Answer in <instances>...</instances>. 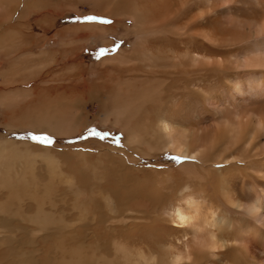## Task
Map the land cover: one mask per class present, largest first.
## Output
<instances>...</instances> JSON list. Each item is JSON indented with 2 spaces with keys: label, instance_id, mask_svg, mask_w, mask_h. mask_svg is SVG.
<instances>
[{
  "label": "rangeland",
  "instance_id": "1",
  "mask_svg": "<svg viewBox=\"0 0 264 264\" xmlns=\"http://www.w3.org/2000/svg\"><path fill=\"white\" fill-rule=\"evenodd\" d=\"M78 2L79 0H17V3L11 4L7 10L12 20L1 25L2 36L8 33L10 28L15 30V35L21 42L17 45L22 47L19 52H34L35 59L43 64L38 72H42L41 74L45 76L41 79L38 76L29 77L22 73L26 79L13 77L11 79L13 83L0 87V90L6 91L20 86L30 88L40 85V80L43 82L38 98L35 99V96L30 94L31 97L26 100L32 104L31 108L26 109L32 115L23 128H7L4 125L7 119L0 109V140L17 144L15 151L27 144L31 145L27 146L28 149L31 152L34 149L36 153L18 154L16 161L29 155L28 161L34 167L30 166L29 172L36 173L35 178L37 182L39 181V186H42V189L44 187L43 190L46 191L39 199L41 203L39 207L36 203L34 205L31 202L32 205L24 201L26 205L21 204L19 211L16 212L21 217L25 213L31 214L34 210H40L42 217L53 220L56 230L54 234L43 231L38 234L32 233V236L29 231L34 230L39 224L32 225L30 222H25L23 217L19 220L15 217V220H11V225L22 229L15 233L16 237L11 243L5 245L0 241L4 244H0L2 245L0 264H16L18 259H25L19 253L27 254V252L35 254L34 264H80L73 260L75 258L88 260L86 264H89L88 262L134 264L137 254L152 256L155 259L166 257L168 250L165 247L170 244L180 246V242L176 239L178 229L171 227L172 224L166 219L163 209L169 207L171 202L172 205L177 204L174 193L180 189L183 179L189 172H193L194 175L198 173L200 179H203L202 188H195L197 187L195 184L196 195L199 197L202 192L204 197L210 196L214 202H217L212 189L221 182V178L216 172L205 174L204 169L218 168L210 160L215 158L225 146H229L223 142L222 149L216 148L210 151L200 165L197 166V162L193 165L186 164L189 167L182 166L185 168L182 169L180 165L184 162L182 163L179 156L178 158L177 155L153 147L152 137L158 118L165 114L179 131L185 127L190 131L188 135L192 139L203 140L207 144L217 140L215 136L219 134L218 131L221 133L225 130L223 124L225 119L232 120L237 114L239 119L237 121L242 122V118L250 111L264 118V96L241 102L238 98L240 96L232 92L237 82H244L243 73L231 72L229 69H224L223 72L222 68L210 66L208 68L203 65L192 67L190 64L192 52L211 56L212 59L219 57L223 61L230 62V59L239 53L238 49L242 44H247L259 36V32L264 36V31L261 33L264 29V0H80V3ZM23 12L25 14H22ZM22 17L26 19L21 26H25L26 30L15 22ZM90 17L92 19H88ZM86 26L90 29L82 28ZM63 29H68V32L62 34ZM185 31L190 39L186 36L181 38L185 35ZM186 47H188V56L184 57L183 55L186 54H183V51ZM41 50H53V56L47 60L49 64L44 65L43 60L38 57ZM3 55L0 54V71L7 68L8 56ZM109 55L115 59L110 58L111 63H103V59ZM120 58L125 61L120 62ZM37 60L35 61L38 62ZM225 61L224 64H227ZM26 65L31 67L33 62L29 61ZM46 72L51 73L50 79ZM73 81L77 87L72 85L70 90H47L50 87L73 84ZM83 87L86 89L84 90ZM205 95L216 98L221 106L220 109L210 108L204 99ZM144 100L146 103L143 102ZM122 101L125 103H121ZM26 102L23 101L17 107H27ZM120 103L124 107L128 106V110L134 115L133 125L135 128L138 127L141 137L139 145L127 143L125 133L113 120L112 113L117 114L114 109ZM13 108L14 106L11 111ZM106 111L110 114L108 118L110 123L107 120V124H104L105 120L100 116V112L104 114ZM37 115L46 117L36 118ZM48 124L47 127H51L50 125L52 127L44 126ZM93 132L98 135H92ZM34 136L47 137L51 142L35 140ZM260 139L264 140V138ZM254 148L252 150L257 152L251 151V153L257 155L258 168H262L264 167L263 151H259L260 146L258 150ZM150 149L152 151L149 152ZM240 154L244 155L241 149L234 155L240 157L236 161L245 163L243 155ZM36 156L43 161H37ZM50 157H54L51 159L57 160L59 164L54 170V178L46 167V160L50 161L48 159ZM235 166L231 167L232 171H225V175L223 174L228 189L232 191L235 199L238 197V200H234L235 204L240 205L238 201L242 204L246 203L248 195L251 201L253 198L259 200L256 195L261 194L264 179L260 177L261 179L254 181V185L251 184L254 189L248 191L247 182L245 183L241 178L244 172L238 169L241 165L237 163ZM117 172L121 173V178L126 183L125 190H120L124 186L117 182ZM198 174L196 176L199 177ZM48 175L53 179L48 178ZM5 190L0 188V202L5 201L7 197L8 192ZM162 194L165 197H162ZM53 200L55 204L49 202ZM125 201L127 202L125 209L133 211L136 220L123 224L124 220L121 216L126 213L119 212L118 207ZM105 204L109 209L104 207ZM232 207L238 211L242 210L236 206ZM110 225L113 227L111 228ZM25 236L30 238L32 236V239ZM60 251H70L75 254H71L70 258V254H60ZM90 257L94 258L92 262Z\"/></svg>",
  "mask_w": 264,
  "mask_h": 264
},
{
  "label": "bare ground",
  "instance_id": "2",
  "mask_svg": "<svg viewBox=\"0 0 264 264\" xmlns=\"http://www.w3.org/2000/svg\"><path fill=\"white\" fill-rule=\"evenodd\" d=\"M100 1H103V0H100ZM14 3L16 4L17 0H0V30L2 29L3 26H1V25L4 22L8 23L10 20H12V16L7 10L11 6V4L15 5ZM36 3H37V1H36ZM78 3H80V0ZM18 4H17V7H18ZM118 6L116 5V7H118ZM223 9L224 8H222V10ZM13 10H16V9H13ZM225 12L226 11H224V13ZM22 14H25V12H23ZM137 15H139V14H137ZM177 18H179V17H177ZM25 19H26L25 17L19 18L18 20L15 19V20H17L15 22H17L18 26L20 27L21 25L24 24L23 20L25 21ZM132 20L135 22L134 18ZM136 25H137V22H136ZM183 25H185V24H183ZM158 26H160V25H158ZM161 26H165V25H161ZM263 26H264V24H263ZM21 28L26 30L25 26H21ZM82 28L90 29V27H87V26L82 27ZM46 29H44V30L46 31ZM262 31H264V29L261 30V33H262ZM67 32H68V29H65V30L63 29L62 34H65ZM59 34H60V32H59ZM184 34L185 35H183L181 38H183L184 36L189 38L188 35H186V31ZM258 35L259 36L255 37L253 40L249 41L247 44L246 43L242 44L240 46V48L238 49L239 53L234 55L232 57L233 59L232 58L230 59V62L224 60L225 62H227V64H224V61L219 57H215V59H212L211 56L200 55V54L195 53V52H192V55L190 56V64L192 67H195L197 65H203V66L208 67V68H209V66L210 67H218V69L222 68V71L224 69H226V70L229 69V70H231V72L233 71L236 73H243L244 79H242V80H244V82L243 83H241L240 81L237 82L234 85V88L232 91L235 94L240 96L238 98L241 102L249 100L250 98H256V97L264 96V36L261 35L260 32ZM210 38L212 39V37H210ZM32 41H33V39H32ZM19 43H21V42L19 41V38L16 37L15 30L12 28H10L8 30V33H5L3 36L0 35V54L3 53L5 56H8L7 59L4 57V59H6V61L8 60L6 62L7 68L5 70L0 71V87H4V86L6 87V86L10 85L11 83H13L11 81V79L13 77L14 78L15 77H21L22 79H26V77L22 76V73L27 74L26 76L29 75V77L30 76L31 77L32 76H38V77H41V79H43L45 77L42 75L43 74L42 72H41L42 74L38 72V69L39 68L41 69L43 64H40V62L37 59H35L34 52H31V51H28L25 53L19 52V50H22V47L20 48L17 45ZM34 43H32V44H34ZM187 51H188V47H186L185 50L183 51L184 52L183 54H186V55H183L184 57L188 56ZM52 52H53V50H49V51L41 50L40 51V54L38 57L41 58V61L43 60V62L45 63L44 65L49 64L48 63L49 61H47V60H49L53 56ZM118 54H120V52ZM110 58H111V60L115 59V57L112 58L111 55H109L108 57L104 58L102 62L103 63L110 62L111 61ZM35 60H37L38 62H36ZM122 60L125 61L124 59H122ZM122 60L120 58V62ZM29 61L31 63L33 62V66L28 67L29 65H26V63ZM225 65H227L228 67H225ZM194 70L198 71L199 69L198 70L194 69ZM223 72H225V71H223ZM46 73H48V72H46ZM50 75H51V73L47 74L49 79L51 78ZM30 80L31 79H29V81ZM38 80H40V79H38ZM42 83L43 82H41V80H40V85L37 84V85L31 86L30 88H23L20 86V87L14 88L12 90H6V91L0 90V109L4 113L5 118L7 119L4 122V125L7 128H11V127H16V128L22 127L23 128V126H25L27 124L32 113L27 112L26 109L31 108L32 104L30 102H26V100L29 97H31L30 94L34 95L35 99L38 98L39 93L42 90V87H40ZM75 84L76 83L74 82L73 84L62 85L61 87L60 86L50 87V88H47V90H50V91H55V89H62L63 91L70 90V87L72 85H75ZM76 87H75V90H76ZM83 89L85 90L86 87H83ZM47 92H46V94H47ZM151 92H152V90H151ZM82 93H83V91H82ZM50 94H53V92H50ZM72 94L74 96V93H72ZM216 97H218V96H216ZM204 99H205L206 103L208 104V106L210 108H212L213 110H219L220 109L221 106L218 104L219 101L216 98L205 95ZM149 100H151V99H149ZM159 100L160 99H158V101ZM23 101L27 103L26 104L27 107H25V108H23L22 106L17 107L18 104L22 103ZM143 102H145V100ZM121 103H125V102L122 101ZM121 103L118 107H116L114 109V111L117 112L116 115H114L111 112L113 120L118 125H120V127H121L120 129L125 133V135L127 137L126 138L127 143L133 144L134 146H136V144L141 142V137H140V133L138 132V127L135 128L133 125L134 115H133V113H131L128 110V106L124 107ZM13 106H14V108L11 111V108ZM141 107H143V106H141ZM8 111H9V113H8ZM34 112H36V111H34ZM155 113H156V111H155ZM249 113H251V111ZM249 113H247V116L242 118L243 119L242 122L237 121V120H239L237 117V114L234 117V119H232V120L225 119L224 123H223L225 130H222L223 132H221V133H220V131H218L219 134L217 133L218 135L215 136L217 140L211 144H207L203 140L197 141V140L192 139L188 135L189 130L185 127H182L181 130L179 131L176 128V126L172 123V120L168 119L165 114H164V116L161 115L158 118L156 128H155V131L153 134L154 136L152 137V140L154 143L153 147H156L157 150H161L164 152H166V151L170 152L173 155H177V157L179 156L182 160V163L184 162V164L180 165V168L182 166L183 167L186 166L188 168L189 165L187 166L186 164H192L193 165V163L195 164L196 162H197V166L200 165V163L203 162L204 157L206 155L210 154V151H214V150H216V148H218V149L220 148V150H221L222 149L221 145L223 144V142L225 144H227V146H229V147L225 146L224 149L219 154H217V156L215 158H212L210 160V162H214V164L217 165L218 168L215 169L213 167H205L204 166L206 168V169H204L205 174L212 171V172L218 173L219 178H221L220 179L221 182L216 184L214 186V189H212V192L213 191L215 192L214 196H216L215 198H217V202H214L210 198V196H209V198H207L208 196L204 197L202 192H201L199 197L196 195L197 190L194 189L195 184L197 186L195 188H199V187L202 188L203 187V179H200V174L196 173L199 175V177H198V176H196V174L194 175L193 172H189L186 175V177L183 179V184L181 185L180 189L176 193H174L177 197L176 198V200L178 201V202L176 201L177 204L172 205V202H171L169 207H166L163 209V211L165 212L164 215L167 216V217L165 216L166 219H168L172 224L171 227L178 229V237H176V239L178 240V242H180V246H175L176 244L171 245L169 243L170 245L165 247L168 250V254L164 258L159 257V258L155 259V257H152V256L145 257V256L137 254L136 256H138V257L134 260L135 261L134 264H138V263L142 264V263H149V262H152L153 264H218V263L219 264H222V263L223 264H264V188H262L260 195L259 194L256 195V193H255V195L258 197L259 200H257L256 198H253V200L251 201L250 195H248L247 199H246L248 201L246 203L242 204L241 201H238L240 203V205L235 204L234 200H236L238 197H236V199H235L232 191L228 189V183L227 182L225 183V181H226V179L224 178L225 176L223 177V174L225 173V171H232L231 167H236L235 165H237V163H239L241 166H239V167L237 166V167L239 170L244 172V175L241 178L243 179V181H245V183L247 182L248 191L250 189H254L252 186V185H254V181L261 179V178L264 179V167L258 168V162L259 161H257V159H258L257 155H254V153H256L257 151L252 150L253 147H255L254 149H257L260 146L261 149H259V151H263L262 152L263 155L261 154V152H259V153L263 156V161H264V140L262 141L260 139V138H264V118L259 117L258 115H255V113H251V115ZM109 115L110 114L108 113V111H106L104 114H102V112H100V116L103 118V120H105V123L103 122L104 124H107L106 121L109 120L108 119ZM38 117L42 118V117H46V116L37 115L36 118H38ZM51 119H48V120H51ZM37 122H39V121H37ZM45 122H47V121H45ZM107 122L110 123V120ZM42 123H43V121H42ZM39 126H40V124H39ZM44 126H46V128L52 127V125H50L51 127H47V126H49V124L44 125ZM59 126H61V125H59ZM154 127H155V125H154ZM149 129H151V128L149 127ZM41 131H43V130L41 129ZM215 133L216 132H214V135H215ZM148 134L146 136H148ZM150 143H151V141H150ZM16 146H18V145L12 141L0 140V188H2V190L6 189L8 192L5 201L0 202V241L5 243V245L14 241V239L16 237L15 233L18 232V230L22 229V228H17L15 226L11 225V220H13L15 217L16 218L18 217L17 220H19L21 217H23L22 219L25 220V222L26 221L28 223L30 222V223H32V225H34V224L38 225L39 224L38 227H36L35 229L32 228L34 230H32V229H31L32 231L28 230L29 233L31 232L30 233L31 235H32V233L38 234V233H41L43 231H49V232H52V234H54V232L56 230L54 223H53V220H51L49 218L47 219L44 216L42 217V213L40 210H37V211L34 210V212H31V214H29V213L24 214L22 211V213L24 215L21 217H19L20 215H18L16 212V211H19L18 209H19V206L21 204L22 205L25 204V203H23L24 201L29 202L28 204H30L31 202L33 204L36 203V205H38L37 207H39L40 206L39 204H41L39 199H40L41 195H45V192H46L43 190L44 187L42 189L41 188L42 186H39L40 183L38 184L39 181L37 182V179L35 178V177H37L36 173L33 174L32 172L31 173L29 172V170H30L29 167L32 164L28 161L27 157L29 155L26 154L27 156L23 157V158L18 157V158H20V160L16 161L18 154L24 155L27 152H30L28 154H31L32 152H34V149L32 148L33 151L31 152L30 149H28V147H27V146H31V145L27 144L25 146H22L17 151H15L14 148ZM240 149L243 150V152H244V155L243 154H240V155L241 156L243 155L242 158L246 161L245 163L240 162V161L237 162L236 160H238V158H240V157L234 156L236 153L240 152ZM40 151H42V150H40ZM150 151H152V150L150 149L149 152ZM251 151L254 153L252 154ZM34 153H36V152H34ZM241 153H242V151H241ZM40 154H38V155H40ZM51 158L54 159V157H50V158H48V159H50V161L46 160V162H47L46 167L49 171V174L51 176H53L54 170L56 167L59 166V164L57 163V160L54 161ZM39 160L40 159H38V157H37V161H39ZM33 161L34 160H32V162ZM40 161H43V159ZM117 162H119V161H117ZM119 164L121 165V163H119ZM210 166H212V165H210ZM183 167H182V169H185ZM32 168H34V167H32ZM126 168H127V166H126ZM111 170L113 171V169H111ZM202 170H203V168H202ZM200 172L202 173L203 171H200ZM57 173H58V171H57ZM226 173H228V172H226ZM259 174H261V176H259ZM44 175H46V174H44ZM46 177H47V175H46ZM49 177L50 176L48 175V178ZM116 177H117V179H116L117 182L118 183L120 182V184L124 186V188L120 189V190H125L126 189L125 188L126 183L121 178V173L117 172ZM228 177H229V175H228ZM53 178H54V176H53ZM53 178H51V179H53ZM194 179L196 180V182H194L195 181ZM42 181H43V179H42ZM262 181H264V180H262ZM72 182H73V180H72ZM41 185H42V183H41ZM59 185H57V186H59ZM68 185H66V186L68 187ZM53 188H51V189H53ZM127 188H129V187H127ZM100 189H97V190H100ZM5 191H4V193H6ZM93 192H94V190H93ZM1 193H3V192H1ZM54 193H56V192H54ZM57 193H58V190H57ZM90 193L91 192H89V194ZM50 196H52V194ZM120 196H121V194H120ZM172 196L175 197L174 195H172ZM193 196H196V197H193ZM104 197H105V195H104ZM162 197H165V195L163 196V194H162ZM49 198H51V197H49ZM55 198H57V197H55ZM58 198L60 199V197H58ZM174 199H173V201H175ZM41 200H42V198H41ZM99 200H100V198H99ZM163 200H162V202H163ZM170 201H172V200H170ZM49 202L54 203V200L49 201ZM103 203H104V201H103ZM94 204H96V202ZM42 205H44V204H42ZM79 206H81V203ZM126 206H127V202L125 201V202H123V204L120 205V207H118L119 212L126 213L125 215L121 216V219L124 220V223L122 222L123 224H126L127 221H130V220H134V221L136 220V218L134 217L135 213L133 211H131L130 209H128V210L125 209ZM232 206H236L238 209H242V210H240L241 212L233 209ZM104 207H107V205L105 204ZM107 209H109V208L107 207ZM161 209H162V207H161ZM166 210H168V212ZM101 211H102V209H101ZM51 212H53V211H51ZM79 213L81 214V212H79ZM236 217H239V218H236ZM22 219H21V222H23ZM98 219H100V218H98ZM160 219H161V217H160ZM89 220H91V218H89ZM100 220H98V221H100ZM113 220H112V223H113ZM157 220H158V218H157ZM114 221H116V220H114ZM117 221H120V220H117ZM88 222H90V221H88ZM73 224L75 225V223H73ZM83 224H85V223H83ZM112 225H110L111 228L113 227ZM27 226H29V225H27ZM19 227H21V226H19ZM67 227L68 226H66V228ZM26 228H29V227H26ZM58 228H59V226H58ZM62 228L64 229V227H62ZM73 229H74V226H73ZM24 231H25V229H24ZM25 233H26V231H25ZM29 233L27 234L28 236H29ZM176 235H177V233H176ZM32 236H31V238L27 237V236H25V237L32 239ZM59 236H61V235H59ZM59 239H61V238H59ZM33 240H35V239H33ZM52 241H54V240H52ZM1 242H0V244H2ZM77 244H79V243H77ZM2 245H4V244H2ZM2 245H0V247ZM28 245H30V244H28ZM137 245H139V244H137ZM86 246H87V244H86ZM140 246H142V245H140ZM161 246H163V245H161ZM14 248H16V247H14ZM18 248H17V250H18ZM116 248H117V246H116ZM13 253H15V252H13ZM17 254H18V252H17ZM36 254H38V253H36ZM60 254H64V255L70 254V258H71V254L74 255L75 253L70 252V251H60ZM82 254H81V256H82ZM19 255L24 256L25 259H23V258L18 259L16 264H34V262H35L34 255L35 254L33 255V254H30V252H27V254L26 253H21V254L19 253ZM62 257H64V256H62ZM92 257H90L92 259V260H90L91 262L94 260V258H92ZM65 258H67V257H65ZM102 258H99V259H102ZM63 260L65 261L64 258H63ZM73 260L75 262L80 263V264H86V262L88 261V260L84 261L82 259H77V258H75ZM108 260H111V259H108ZM122 261H121V263H122ZM54 262H55V260H54ZM66 262H68V261H66ZM95 262H96V260H95ZM107 262H110V261H107ZM88 263L91 264L90 262H88ZM70 264H75V263H70ZM92 264H94V262ZM96 264H99V263H96ZM112 264H114V263L112 262ZM123 264H126V263L123 262Z\"/></svg>",
  "mask_w": 264,
  "mask_h": 264
},
{
  "label": "snow or ice",
  "instance_id": "3",
  "mask_svg": "<svg viewBox=\"0 0 264 264\" xmlns=\"http://www.w3.org/2000/svg\"><path fill=\"white\" fill-rule=\"evenodd\" d=\"M88 19H92L91 17L90 18H88ZM92 135H98L97 133H95V132H93V133H91ZM33 139H35V140H40V141H47L48 143H50L51 141L50 140H48V138L47 137H39V136H34L33 137ZM101 139H103V136H101Z\"/></svg>",
  "mask_w": 264,
  "mask_h": 264
}]
</instances>
